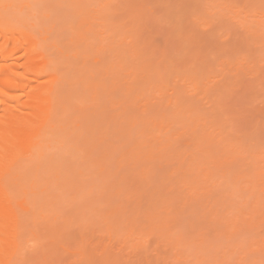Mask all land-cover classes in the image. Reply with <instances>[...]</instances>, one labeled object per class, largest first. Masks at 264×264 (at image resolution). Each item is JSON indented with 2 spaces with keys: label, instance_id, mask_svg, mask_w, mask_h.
<instances>
[{
  "label": "bare ground",
  "instance_id": "6f19581e",
  "mask_svg": "<svg viewBox=\"0 0 264 264\" xmlns=\"http://www.w3.org/2000/svg\"><path fill=\"white\" fill-rule=\"evenodd\" d=\"M126 1L128 2V0H121V1H119V0H70L71 3L70 2L69 3L71 6V9H72L73 16L75 17V21L69 27H67V28H70L69 31H71L72 34L70 35L71 39L69 37L70 40L69 39L67 40V44L71 43L70 47H69L70 49L67 48V50H66V47H65V49H61L57 43H49L52 41V40L49 41V39H48L50 37V35H49V37H47L48 35L46 36V34H45L46 31L49 34V31H48L49 29L46 30L45 29L46 27L43 25L44 26V28H43L42 24H40V23H42L41 19H39L41 16L45 20H48V18H49V16H48L49 13L47 12V10H44V9L42 10V7H45V6H43L44 3L41 4L42 2L40 0H35V1L33 0L34 3H31L32 0H30V1L29 0H0V264H20L23 260L26 259V256H28L29 254H32L31 257H34V255H35V257H34L35 260H37V259H39V257H41L42 259L40 258V260H42V262L47 261L46 258L48 257V261L46 264H64L66 262V259L65 260L63 259L64 263H62V260H61V263H59L58 260L56 261L57 258H55V257H58L57 255L59 254L60 250L63 253L64 252L67 253V255L69 253H71V255H73V257H74V260H73V258L70 260L69 259L70 256L69 257L65 256V257H68V260L71 261V262L68 261L65 264H89L90 262H91L90 264H93L91 261L92 252L88 251V249L86 247L87 243H85V242L83 243V241H81V239H79L80 241L79 240L78 241L80 243L74 242L73 246L68 247L59 241L60 239H59V234L56 231L57 229L55 228L56 229L55 230L51 224L52 221H54V219H55V218H53V220H52V216H51L52 212L54 213V211H55V208H53L54 205L51 202L52 199H50L51 198V187H53L55 182L62 180L61 178L63 176L60 178V173L56 174V172L53 173V171H57V172L59 171L58 167L61 166V164H58V162L60 163L61 155L63 154L65 157V154H67V152L63 153L64 150H66V148H67L68 152L74 151V156H75V155H78L79 153L81 154V152L83 151L82 148H84V146L87 144V143H85L83 146L81 143V146H83V147L80 148L81 147L79 145L80 141H78L79 138L78 139L75 138L76 137L75 134H74L75 139H73L71 137V136H73V132L71 133V131L75 127V126H72V125H74L73 122L74 123L77 122V121L76 122L73 121V119L77 116L76 114H78V115L80 113L85 114L83 112L84 110H81L82 107L80 105L83 106V105H86V103H87V106H88V104L91 102L93 105L94 104L93 101H95L96 98L98 99L99 95H101L102 93H104V94L109 93V91L112 87H115L117 89H118V87L120 89L122 87L121 93H123V94L121 95V97L124 96L123 98H125V99H128V97H130V99H128V101L131 99L133 101V99L135 97L134 101H136L135 103H137V102H139L140 99L142 100V98H143V101H144L146 98L147 99L145 102L146 105L150 104L149 103L150 100L148 99L149 97L147 98V96H145V93L148 96H149V94H151V96H155L153 94V92L156 93L158 91L157 94H159V95H157V94L156 95L161 96L160 94H162V96H161V99L158 98V100H160V102L158 101L157 103H159V104L163 103V105L166 103V105H164V106L166 107V109H168L167 111L164 109L166 112H163L164 110L162 109L163 111L161 112V114H156L154 116H153V113H154L153 112L151 115L147 114L146 117H144V116L136 117V115H137L136 113H135L136 115H132V116H134V118L128 117L127 120L133 118V120H129L131 122V123H129L130 124L129 129H130L131 125H132L131 127H134V128L137 125H139V126H137V127H140L139 135L137 136L138 138L136 137L135 139L136 140L140 139V140H138V143L136 145H134L133 148L126 149L125 153L123 154L124 160H125V158L130 156V159L131 158L133 160L137 159V161H138V159L140 160V158L147 159L149 156V158H148V162H149L150 159L155 160L153 158L157 154H159V159H160V154H162V153L163 154L161 157H166L165 155H167V157H170V159L168 158L167 160H171L172 155L169 156V154H170L169 151L171 150L170 146L172 145V142L175 141V138L178 141L180 136L184 137V139H186L185 137L188 136L187 137L188 140L186 139V143L184 144L186 147H184V145H183V147L186 149L185 150L186 153H185V151L180 152L179 148L177 146L178 151L180 153H177L178 155L173 153V156H176V158H178V160L180 158V161H179L180 163L177 165V169L180 167H183L182 163H183V165H184V163L185 164L191 163L190 165L188 164L189 165V167H187L188 169L184 165L185 167H183V168H185V169L182 170L183 181L180 179L181 182L184 183V186L188 187L187 188L189 190L188 195H190L191 200L194 199L196 201L197 200L196 198L199 199L202 196L201 194H203V196H204L206 193H208L210 191V188L213 187V185L215 186V184H217V182H218L217 185L221 184L222 180H223L224 185L223 184H221V185L224 186L223 187L224 193H222L223 196L220 195L221 193H218V196L220 195V197L214 198L215 200L213 199L212 204H210L211 202L207 203V204L212 205V206L208 205V207H210L211 209H214L215 206L217 208V206H218L217 214H216V212H215V214H213L214 215L213 219L214 220L216 219V220L214 221L212 219V221H210V223L212 222L211 225L215 228V231H212L211 229H213V228H211V229H208L211 232L208 231V233H206V230L204 231V229L208 228V227L207 226L205 227L204 224H206V223H203V222L201 223V221H199L200 218H198V222L201 223V227L203 224V227H202L203 229H199V227L194 224L196 229L198 228L200 231H204L205 235L208 234L207 236H205L204 233H203V235L198 234L199 231L198 230L196 231L195 228H193L195 230L194 232H193V229L191 231L190 230L191 227L188 224H187L188 227H190L189 234L186 233V235H183L182 234L183 232L174 233L173 229H172L173 228L172 219L169 218L171 216H165L167 214L166 213L167 207L171 205L170 203L167 202V204L164 206V202L166 203L167 200L164 202L162 201V205L160 203V206L158 205L157 208L154 207L155 205L153 206V202H152V206H151L152 212H149L148 216H146L147 214L145 215L144 213H143L144 216L141 215L142 217H146V219H145L146 222L144 221V223H142L143 225H140L139 223L136 225H131L133 227L132 228L129 227L128 229H127L128 225L125 226V223L123 226L120 227L121 222L126 221V217L123 220L121 219V217L125 216V214L123 215L122 210H123V212H125L126 208L122 209V207H121L120 208L121 214H119L120 212H118V214H117V207L115 210L113 208V205L111 204V210L113 209L116 213L114 211L112 212V214L109 213L110 219H111V215H113L114 218H116L119 215L118 217H120V219L118 220L117 219L118 217H117L115 220V224H112V223H114L113 222L114 220H113L111 225H109V226H106L103 224L102 229L103 228L104 229L102 231L100 228L99 234L101 233V231L103 233H105L104 235H106V236H108V235L110 236L111 234L114 233V240L115 241L112 240V242H111L112 246L114 244L113 242H116V245H117L119 241H120L119 242L120 244H118V246L121 245V243H123V242L124 243L122 244V246H124V244L126 242L128 243V241L130 240L132 242V245L129 244V245H131L130 252L133 251L134 247H135V249L138 248V247H136L137 245H139V247L143 246L142 243H143V241L145 242V237L147 238V236H154V238H155V236H156V238H159L160 241L170 245L171 248L172 247H173V249L176 248L175 258H173V254H175V253H173V252L171 253L172 258H173V260H172L173 263L169 262V260L171 261V259H172V258H170L171 257L170 254H169V258L162 257V256H166V253L161 254L162 256H158L159 253L157 254L156 260L161 261L160 259H162L164 264H169V263L170 264H174V263L180 264V262L183 263L184 258L185 259L188 258L185 255V252L186 253L189 252L190 256H192V257H193V255H195L193 257V258H196L195 262L197 260V262L198 261L205 262L204 264H206V263L207 264H212V263L213 264L214 263L215 264H233V263L236 264L235 259H236V261H238L239 253H240V255H242V257H243V254H244V256L248 255L250 258L249 259L247 256L248 259L246 258V260L248 262H249V260H252L253 262H255L254 257H258V255H259V259L256 258L255 264L257 263V261H258V263H260L261 259H263L262 263L264 264V233H263V231H264V138L263 137L260 138L257 136H255V137L253 136L254 137L253 138L252 137L253 134L250 137L247 136L248 134H246V135L243 134L242 136H241V134L235 135V133L232 131V129H229V128H231L232 124H229V126L227 125L228 119H229L228 117H227L226 122L222 123V121H224V120L221 121L220 119L217 122L216 118L209 116V114H207L204 110H201L202 107H200V108H199V106L197 107L196 106L197 103L195 105V103L192 101V98L187 96V94H185L184 92H181V90L180 91H179V89L177 90V88H175V85L177 84L178 81H181V80L188 81L189 84H191L190 86H192L193 89H195V90H199L201 83L204 82V84H205V82H206L205 86H207L209 84L208 86L211 88L206 87L207 90H205L202 95H204L207 98H210V97H208V95L210 93H212V96L214 97V99L216 101H214V99L211 100L214 103L213 106L211 103V107L215 111L217 109L219 110V108H220V110H222V106H223V103L225 101L222 102V104L217 102V101H219V98L223 97L224 94L222 95L221 93H223L226 89H228L226 87H229V85H228L229 83L224 84V81H223L222 85H228V86H226L225 90L222 92L221 87H218V85L215 83L217 75L216 76L212 75V77H211V75H209V73L211 71H208L206 69L208 71V73L205 71L206 74H204L205 72L200 73V72H198V69H195L196 72H194V73L191 72V70H192L191 68L194 67L193 62H191L192 64L190 65V69H189V66H188V68L185 67L186 72L189 69L187 72L189 74H186V73L184 74L183 68L180 69L179 67L175 68L173 71V64H172L173 62L171 63V61L170 62L168 61L165 63L166 58H163L165 61L162 60V62L164 61V65H163L164 67L166 64L165 69L169 68L168 72L165 69H162L163 72L156 69L155 66H153V64H152L151 54L149 55V56H151V58H147L146 54H145V56L142 54L143 47H141V45L139 43V38L137 39V36H138L137 34L140 33L142 27L144 26L143 25V19H142V21L140 19V18H142V14H141V16H139L141 11L139 12L136 10L137 12H139L138 14H137V12H133L130 15V16H132V18L128 22L129 25H126L120 21H117V18H116L117 15L116 14L118 13L117 11L119 10V5L121 6L122 2L124 4ZM37 2H39V3L41 2L40 3L42 5L41 12L39 11L40 10L39 7H37L38 6ZM118 2H120L121 4L119 3V5H118L117 4ZM129 2H131V1L129 0ZM114 3H116L115 4L116 7L114 6ZM33 4L36 5V10H34L35 8L32 7ZM90 4L91 5L95 4V5L90 6ZM92 7H93V9H92ZM139 7L140 6H138V8ZM138 8H136V9H138ZM142 8L144 9V7H142ZM37 9H38V12L41 14V16L39 15L38 12H35V11H37ZM42 11H44V13ZM254 12H256V11H253V12L251 11V12H249V14L250 13L253 14ZM260 12L264 13V8ZM134 13H136V16L138 15L137 19H136V17L134 18V16H135ZM36 14H38V16H36ZM42 14H46V15H42ZM254 15H255V13H254ZM255 16H257V15H255ZM263 17H264V15H263ZM251 18H252L251 20L253 21V19L255 17H251ZM139 19H140V22H139ZM255 19H258V18L256 17ZM33 20H38V22H35ZM141 22H142V26H141ZM164 22H165V20H164ZM37 23H39L40 26L37 25ZM137 23H139L140 25H138ZM68 25H69V23H67V26ZM262 25L263 26H261V28H258L256 35L257 34L261 35L260 32H261V30H263V36H264V23H262ZM256 26L259 27L258 25H256ZM65 27H63V28H65ZM247 29H249V28L247 27ZM247 29H245V30H247ZM66 31H68V30H66ZM249 31H251V29L248 30V33H250ZM254 31H255V29H254ZM258 31H259V33H258ZM50 34H51V32H50ZM259 35L257 37H259ZM263 36L261 35L260 37L264 38ZM259 40H258V42H259ZM263 40H262V42H259L260 45H262V44L264 45ZM52 42H54V41H52ZM128 42H130V45ZM84 44H85V46H84ZM66 45L64 44V46H66ZM71 45H72V47H71ZM263 45L261 46V48L264 47ZM82 46H83V49L85 48L84 50L82 49ZM107 48H109V49H107ZM188 48L190 49V46ZM54 49L57 51L55 54H54ZM106 49L110 50V51L113 50L111 52H113L115 54V59L111 60L110 62H108V60H107L108 63L105 62V63H107V65L106 64L104 66L100 65L101 67L98 69L96 66H93L91 62L97 63L98 60L96 61L95 57L97 58L101 52L104 53L103 51ZM221 51H223V50H221ZM262 53H264V49L262 50ZM56 54H57V56H56ZM114 54H113V57H114ZM246 54L248 55V53H245V55ZM250 55L251 54H249V57H250ZM54 56H56L58 58H54ZM70 56L72 58V61H71V58H69ZM242 57L244 58L243 54H242ZM242 57H239L238 59H236V57H235V60L234 59L233 60L227 59L226 61L224 60L225 59L224 58V59H222V63H224L226 66H228V68L235 69L236 71L238 70V68H241L240 66L243 67V64L246 63L245 61H247V59H248L247 65L250 62V64L252 65V68H253L254 64H252L251 62H254V59H255V63H258V62H256V58L254 56H253V58L250 57L251 58L250 60H249V57L244 58L246 60H243ZM256 57L258 60L259 57L264 58V55L260 54V56H259V54H258ZM262 58L259 60L261 64H263L261 62V60H263ZM63 59H65V60L69 59V61H71L68 63L69 64L68 67L71 66L70 70H71V68H73V66L71 64L76 65V66L74 65L75 69H76V73H75V71H73L74 69L72 70V72L74 74L73 77H70V76H72L71 74H70V76H65L64 74L63 75L61 74L60 69H62V68H61L60 64H61V61ZM73 59H74V61H73ZM58 60H61V61H58ZM65 60H63V61H65ZM93 60H95V61H93ZM223 60H224V62H223ZM242 61H244V62L242 63ZM155 62L157 64V61H155ZM64 63H66V65H67V61L63 62V65H65ZM198 63L200 64V62H198ZM187 64H189V63H187ZM224 64H223V66H224ZM163 66H161V68ZM68 67H67V70H69ZM185 68H184V71H185ZM224 68H225V66H224ZM249 68H250V65H249ZM252 68L248 69V71H251V73H252V70H251ZM170 69H171V72H170ZM177 69L179 72L177 71ZM254 69H256V68H254ZM181 70H182L183 74L180 73ZM164 73L169 74V75H171L173 73V77H171L172 75L167 76ZM227 73H228V69H227ZM244 74H245V72H244ZM252 74H253V76H254V74L257 75V72H253ZM67 75H69V72ZM219 76H220V73H219ZM222 76H224V74ZM234 77L230 78L231 80H233V83L236 82V79ZM172 78H173V80H172ZM213 79L215 81H212ZM206 80L209 82L208 84H207ZM223 80H225V79H223ZM238 81H239V79H238ZM73 82H74V84H73ZM77 82L79 84H82L83 88L81 87V91H83L82 95L84 94V97L81 96L80 92H78V91H77V93L80 94L79 97L76 95L77 94L76 92H73V95L75 93V95L77 96L76 97L77 99L74 96L73 97L75 98L76 102L79 103V106L81 108L79 106H76L77 108L78 107L80 108V109L78 108L79 113H76L77 111L75 112L74 109H71V106H72L73 101H74V98H72V104L69 107L72 111H74L76 116L73 114L74 117H73L72 122H71L72 124H69L70 121L68 122L67 120H69L72 117H70L68 114V109H69L68 104L70 103L69 101L71 100V97H72L71 94L72 93L67 91V87L65 85H69V84L72 85L73 84L75 86V83H77ZM216 82H221V79L217 78ZM232 84L230 83L231 87L233 88L235 86V83H234V86ZM219 86H221V84ZM217 87H218V90H217V92H216L217 94H216L214 91H216ZM223 87L224 86H222V88ZM213 88H215V90ZM219 88H220L221 93L219 92ZM72 89H73V87H72ZM78 89H79V87H78ZM167 89H169L170 91L173 92V95L171 98L170 97L168 98V96H165V93H166L165 90H167ZM150 90H152L153 92L150 93ZM148 91H149V93H147ZM227 91L230 92L229 90H227ZM68 92H69V95H71L70 97H67ZM64 93H65V95H64ZM214 94L217 95V98H215L216 95L214 96ZM218 94L220 97L218 96ZM107 95L108 94H106L105 97H109ZM109 95H111V94H109ZM80 96H81V98L83 97L82 100H80ZM132 96H133V98H132ZM112 97H114V94ZM64 98H66V99H64ZM90 98H91V102L89 100L87 102L86 99H90ZM123 98L119 99L118 102L116 101L115 104L117 105V104H119V102L122 103L125 100V99L123 100ZM223 98H225V97H223ZM63 99H64V101H63ZM84 100H85V103H84ZM67 101L69 103H67ZM126 101L127 100H125L124 102H126ZM134 101H133V103H134ZM156 101H157V99H156ZM156 101H154V102L156 103ZM164 101H166V102L164 103ZM220 101H222V99ZM64 102L66 103V106H64ZM95 102L98 103L100 101L98 99V101H95ZM105 102H107V101H105ZM129 102H131V101H129ZM147 102H148V104H147ZM215 102H217V103L215 104ZM108 103H109V101H108ZM155 103H153L152 105L154 106ZM112 104H113V102H112ZM145 104H143V106H146ZM219 104H221V105H219ZM105 105H106V103H105ZM120 105H122V104H120ZM156 105H158V104H156ZM73 106L75 107L74 104H73ZM89 106L92 107L91 104ZM93 106H94L93 107L94 109L96 107L102 108L103 104H102V106L101 105L98 106L97 104L93 105ZM130 106H132V105H130ZM148 106H150V105H148ZM158 107L160 108V107H162V105L156 106V109ZM85 108H86V106H84V109ZM105 108H107V105H106V107H104V109ZM120 108H122V107H120ZM126 109H127L126 110V118H127V115H128L127 111H129V110H128V108H126ZM130 109H131V107H130ZM149 109H151V108H149ZM149 109L147 110V106L145 107V111L148 113H149ZM152 109L154 110L153 107H152ZM114 110L116 112V110H121V109L113 108L112 112ZM123 110H125V109H123ZM123 110L120 111L121 114L125 112V111L122 112ZM105 111H106V109H105ZM107 111L111 112L110 109L108 110V108H107ZM101 112H102V110H101ZM109 112H108V114H109ZM131 112H133V111H131ZM158 112H159V110H158ZM224 112H225V110H224ZM69 113L71 114V111ZM87 113L90 114L89 112H87ZM81 114H80L81 119H83ZM103 114H105V113H103ZM133 114H134V112H133ZM110 115H112V114L110 113ZM123 115L125 116V114H123ZM123 115H122V117H123ZM105 116H107V115H105ZM113 116H114V114L112 115V117ZM128 116H130V114ZM226 116H227V114H226ZM85 117H86V115H85ZM89 117H90V115H89ZM103 118H105V117L103 116ZM84 119H86V118H84ZM77 120H78V118H77ZM99 122H100V120H99ZM104 122H106V121L104 120ZM122 122H123V120L121 121L120 126H121ZM117 123L118 122H116V124ZM123 124H125V122H123ZM123 124H122V126H123ZM225 125H227V127ZM120 126L117 127V129L120 128ZM123 127L120 128V133L125 131V129H124L125 127L124 128ZM69 128L72 130H70ZM78 129H80V125L78 126ZM78 129L76 127V129L73 131H79ZM114 129L116 130V128H114ZM122 129L124 131L121 132ZM137 129H139V128H135V132ZM118 130L113 131V134L115 132H118L117 136H120V133ZM81 131H83V130H81ZM126 131H127V126H126ZM126 131H125V133H126ZM231 132H232V135H231ZM127 134H129L128 131H127ZM87 135H86V137H87ZM131 135H132V133H131ZM182 135H185V136H182ZM123 136L125 138L124 134L121 137H123ZM79 137L81 138L82 134ZM83 137H84V135H83ZM86 137L84 139H87ZM131 137L134 139L133 136H131ZM189 137L191 140H193L190 143L187 142L190 140ZM70 138L73 139V140L72 139L71 140L73 141L72 143L74 145L70 142ZM76 139H77V141H76ZM126 139H129V138L126 137ZM74 140L76 143L74 142ZM129 141H130V139H129ZM92 142L94 143L93 139H92ZM132 142H135V141L132 140ZM70 143H71V145H70ZM89 143H91V141ZM180 143L181 142H179V144ZM188 143H189V145H188ZM132 144L130 143V145H132ZM186 144L188 145V148H191L193 145L192 149L194 148V150L190 149V152H189L188 151L189 149L187 148ZM112 145H113V143L111 144V146ZM130 145H128V146H130ZM125 146H126V144H125ZM181 147H182V145H181ZM80 149H82V151ZM120 149H122L121 146H120ZM123 149H124V146H123ZM144 149H145V153H147V154H144ZM173 149H175V147H173ZM116 150H117V148H116ZM71 152H70V154H71L70 157L73 158L74 156ZM156 152H157V154H155ZM187 152L190 153L191 157H193V158H191V157L189 158V155ZM56 153H59V154L57 155ZM86 153H88V151ZM122 153H123V151H122ZM153 153H154V155H153ZM194 153H197L199 155H195ZM184 154H186V156L188 155V158ZM145 155H147V158ZM85 156H87V155L85 154ZM83 157L84 156H82V157L78 156V160L80 158H83ZM62 158H63V156H62ZM87 158H88V156L86 157V159ZM181 158L183 160L185 158V161L188 160V162L187 161L185 162L183 160L181 161ZM86 159H83V162ZM189 159H192V160L189 161ZM91 160H90V163H92ZM128 160H129V158H128ZM87 161H88V159H87ZM141 161H142V159H141ZM144 161L146 162V160H143V162ZM62 162L63 161H61V163ZM75 162H76V160H75ZM79 162H78V164H76V163L75 164L79 165ZM150 162H153V161H150ZM174 162L176 163V161H174ZM90 163H89V165L92 167V165ZM94 163H93L94 167H95V165L97 167V164H94ZM57 164H58V166H57ZM85 165H86V163H84V167H85ZM152 165H153V163H152ZM82 166H83V164L81 162L80 167H82ZM147 166H148V164H147ZM231 166H236L235 170H236V168H239V166L241 168H239V170H237V171L233 170V172L232 171L229 172L230 170L227 171V168L231 167ZM174 167L175 166H173L172 169L176 170ZM244 167H245V169H244ZM183 168H181V169H183ZM225 168H226V171H225ZM59 169H60V167H59ZM222 169H224V170L222 171ZM147 170H148V167H147ZM147 170L144 171V169H141V174L144 175L143 173H145V172L147 173L148 172ZM231 170H232V168H231ZM179 171L180 170H178V172ZM183 171H185V173ZM219 171H221V172H219ZM172 172H174V171H172ZM218 173L222 174L220 176V178H219ZM178 174L180 176L181 173L179 172ZM77 175L79 176V174H77ZM80 176H82V175H80ZM157 176L160 177V174ZM153 177H154V174H153ZM175 177H177V176H175ZM156 178H155V180H156ZM161 178H158V179H161ZM218 179L219 180L221 179V180L218 181ZM64 180L65 179H63V181ZM161 182H162V180H161ZM181 182H179L180 185H182ZM52 183H53V185H52ZM70 183H72V182H70ZM55 184L57 185V183H55ZM59 184L60 183H58V185ZM177 185H178V182H177ZM143 186L145 187L144 184H143ZM158 186H159V184H158ZM173 186H175V185L173 184ZM73 187H74V184H73ZM171 187H172V184H171ZM140 188H139V190L138 189H136V190L140 191L141 190ZM151 188H152V186H151ZM82 189H80V190H82ZM89 189H90V187H89ZM133 190H134V187H133ZM163 190H164V188H163ZM163 190H162V193H163ZM218 190L221 191L220 188H218ZM52 191H53V188H52ZM126 191L128 192V190H125V192ZM143 191L141 190V192H143ZM171 191H172V189H171ZM211 191L213 192V189ZM84 192H86V191H84ZM122 192L123 191L121 190V194H122ZM133 192H135V191H133ZM215 192H218L217 189H216V191H214V195H215ZM153 193H155V192L153 191ZM54 194L55 193H52V195H54ZM81 194H80V197L86 198L85 193H83V196ZM88 194H89V191H88ZM130 194H131V191H130ZM133 194L135 195V193H133ZM136 194H137V192H136ZM142 194L143 193H141L140 195L142 196ZM147 195H149V193H147ZM206 195H209V194H206ZM214 195L211 197L213 198ZM90 196H92V194ZM130 196L131 195H129V197ZM155 196H156V193H155ZM168 196L169 195H167V197ZM221 196H222V198H221ZM170 197L171 196H169V198ZM176 197L178 198V196H176ZM181 197L182 196H180L179 198L182 200ZM136 198H139V196H136ZM136 198L135 199L132 198L133 201L135 200L134 201L135 206H136V204H138V202L136 203ZM183 198H184V195H183ZM206 198H208V196ZM49 199H50V201H49ZM90 199H91V197H90ZM165 199H166V197H164L163 200H165ZM204 199H205V197H204ZM83 200L84 199H82L81 201H83ZM88 200H89V198H88ZM127 200H130V199H127ZM183 200H182L183 206H186V204H189L188 203L189 201H186V199H183ZM191 200H190V202H191ZM194 200H192V201H194ZM201 200H202V198H201ZM222 201L224 202V204H226L224 206V208L227 206V202H229L232 205L230 207V205L228 204L229 208L233 209L232 213H230L231 209L228 210V211H230L229 214H231L228 216L229 219L226 217L228 214L225 215V217L227 218V219H225V217L219 213V208L222 207V203H223ZM126 202L127 201H125V203ZM132 202L129 204L132 205ZM169 202H171V200ZM175 202H178L177 199H175L174 202L172 201V205H174L173 203H175ZM57 203L59 204V201ZM81 203H83V202H81ZM123 204H124V202H123ZM134 204H133V206H134ZM156 204H157V202H156ZM176 204H178V203H176ZM237 204H238V206H237ZM241 204H243V206ZM90 205H91V202H90ZM141 205H142V203H141ZM172 205H171V207H172ZM234 205H236V208ZM82 206H84V204H82ZM86 206H87V204H86ZM88 206H89V204H88ZM135 206L133 207V208H135V210H133V208L131 210V211H133L132 215L133 214L135 215L137 208H139V207L136 208ZM138 206H140V202H139ZM149 206L150 205H148V207ZM177 206H179V205H177ZM55 207L57 208L56 204H55ZM59 207H60V205L58 206V208ZM79 207L81 209V206H79ZM79 207H78V209H79ZM128 207L129 208H127V209L129 210L130 205H128ZM148 207H147V209H148ZM158 207H161V208L163 207L166 209H164V211H161L160 208H158ZM189 207L191 208V206H189ZM103 208L104 207H102L101 209L103 210ZM187 208H188V206L186 207V209ZM210 208H209V212H212ZM227 208H228V206H227ZM53 209H54V211H53ZM91 209H93V207ZM91 209H89V210L91 211ZM168 209H169V207H168ZM174 209L176 211L173 210V212L175 211L174 214L176 215L177 214V208H174ZM128 210H127V212L129 213ZM165 210H166V212H165ZM187 210H189V208ZM214 210H217V209H214ZM104 211H102V213ZM143 211L145 212V209H143ZM194 211H193L194 217H197V215L195 216ZM225 211H226V209H225ZM139 212H138V214L140 215ZM164 212H165V214H164ZM168 212H169V210H168ZM106 213H108V210L106 211ZM205 213H206L205 215H207V216H211V214H212L211 213L208 215L207 212H205ZM56 215H59V213ZM128 215L129 214H127V216ZM171 215H172V213H171ZM218 215L221 216V219H222L221 221H220V216H219V220H218V218H216ZM53 216H54V214H53ZM108 216H105L106 221H107V219L109 220ZM141 216H140V220H141ZM207 216L205 218H207ZM113 217H112V219H113ZM136 217H137V214H136ZM58 218H59V216H58ZM105 218H103L104 219L103 223H105ZM130 218H131V216L128 219H130ZM133 219H134V216H133ZM208 219H209V217H208ZM223 219H224V221H223ZM20 220L21 221L23 220L22 223H24V222L25 223L20 224V222H21ZM58 220L59 219H57V222L55 220V223H58ZM120 220H122V221L119 222ZM225 220H226V222H225ZM116 221L118 223H116ZM217 221H219L218 222L219 227H224L227 230V232L232 231L231 233H233L232 235H229L230 237H228V236L223 235L222 231L220 232V234L223 235V236H221L224 239L223 241H225V238L227 239V241H225L226 243H222L221 238L217 239L218 236L220 237V234L218 235V232H219L218 229L219 228L216 229L217 226L215 227V225L218 224ZM227 221H228V223H227ZM137 222H134V223H137ZM198 222L196 224H198ZM80 223L82 226V222H80ZM225 224H227L226 227H225ZM61 226H62V224H61ZM74 226H76V224H74ZM136 226H137V228H134ZM199 226H200V224H199ZM188 227L185 226L186 232H188L187 231ZM65 228H66V226H65ZM120 228H122V229H120ZM138 228L140 230L142 229L144 234H140L142 232H140V230ZM254 229H257L255 231H258V229H260V231H262L261 235L258 236V233L255 234ZM104 230L107 233L104 232ZM136 230H138V232H140L139 234H140V237L142 239H143V235H145L143 241L141 240V238H139L138 234L136 235V233H138ZM243 230H245V231H243ZM241 231H243L245 233H252L254 235V237L258 236V238L260 240L258 238L252 239L253 235H250L247 238L242 236V237H240L243 240L242 241L243 243H242L241 240L240 241L237 240L239 238L238 236H241V234L243 233ZM215 232H216V234H215ZM65 233H66V231H65ZM120 233H122V235ZM92 234H91V236H92ZM116 234H120V235H116ZM210 234H211V236L209 237ZM22 235H23V237L25 236L23 239H22ZM104 235H102V237H104ZM216 235H217V238H216ZM99 236L97 237L98 243H99ZM109 236H108V238L106 237L107 241L109 239ZM118 236H120V238H118ZM121 236H122V238H121ZM134 236H135V238H136V236L138 237V238H136L137 242H136V240H134L135 239ZM200 236H202L203 238H201ZM232 237H234V238L236 237L235 240H237L238 242L237 241L235 242V240ZM80 238H82V237L80 236ZM92 238H93V236H92ZM209 238H211L209 241L210 243L207 242V240H209ZM214 238H215V241H211L212 239L214 240ZM244 238H245V240H244ZM71 239H72V237H71ZM110 239H112L111 236H110ZM216 239H217V241H216ZM121 240H123V242ZM139 240H141L142 243H140ZM69 241H70V239H69ZM89 242L91 243L90 239H89ZM89 242H88V245H89ZM101 242L103 243L102 238H101ZM131 242H129V243H131ZM212 242H215V243H212ZM247 242L249 244H247ZM251 242L253 245L251 244ZM95 243H97V241H94V245H95ZM102 243H101V246H102ZM240 243H242V245ZM245 243H246V246H243V245H245ZM135 244H136V246H135ZM250 244H251V246L249 249L248 245H250ZM94 245H92V247H90V246H88V247L90 249H93ZM156 245H157V243H156ZM254 245H255V248H257V249L254 248ZM105 246H107V245H105L103 243V248H101V250L102 249H104V250H102V251L98 250L99 252H101V254L103 252V254H102L103 258L99 264H126V260L124 261L123 258L122 259L118 258L119 256L117 257L113 253L109 252V249H107ZM110 246H111V244H110ZM239 246H241V247L243 246L242 250L243 249H245V250L242 251L239 248ZM124 247H126V246H124ZM124 247H123V249H125ZM205 247H206V249H205ZM128 248H129V246H128ZM128 248L126 247L127 250H128ZM213 248H215V249H213ZM217 248H219V249L221 248V249L219 250V254L217 253V259H216V257H214V261H212L213 258L211 259V255L209 256V259H208V257L205 259L204 257L200 256L201 252L203 250L206 251V250H212L213 249L215 252H218V250L216 251ZM222 248L223 249L225 248V250H226V252L224 251L225 254H224V252L222 253L223 256H222V254H220L221 251H223ZM119 249H120V252L123 253L121 251L122 248H120V246H119ZM119 249H118V251H119ZM247 249L249 250V253L252 256V258L250 257L249 254H247L248 253V251H246ZM250 250H252V251L250 252ZM93 251H94V249H93ZM139 251H141V250H139ZM236 251L238 253H236ZM241 251L243 254L241 253ZM89 252L91 253V255ZM112 252H113V248H112ZM182 253L184 254V256L183 255L181 256ZM245 253H246V255H245ZM127 254L129 255V251H127ZM132 254H133V252H132ZM177 254H179L181 256V260H180V257H177ZM121 256L122 255L120 254V257ZM234 256H235V258H233ZM43 257H46V258H43ZM128 258H127V260H128ZM44 259H46V260H44ZM240 259H241V257H240ZM31 260H29V262ZM40 260H38V261H40ZM243 260H242V264H243ZM33 261H34V259H33ZM146 261H148V264H154V262H152L151 259H148ZM210 261H212V263H210ZM163 262H162V264H163ZM187 263H189V261H187ZM238 263H239V261H238ZM24 264H25V262H24ZM184 264H185V262H184ZM239 264H241V263H239Z\"/></svg>",
  "mask_w": 264,
  "mask_h": 264
},
{
  "label": "rangeland",
  "instance_id": "374dc122",
  "mask_svg": "<svg viewBox=\"0 0 264 264\" xmlns=\"http://www.w3.org/2000/svg\"><path fill=\"white\" fill-rule=\"evenodd\" d=\"M40 1L42 2V3L40 2L41 4L44 3L43 6H45V7H42V5L39 2H37L38 3L37 7H39V9H40L39 11L40 12H41V7H42V10L43 9L47 10V12L49 13L48 20H45V19L42 18L41 14L38 12V9L35 12H38L39 15L41 16V17L39 16L40 17L39 19H41V21H42V23H40V24H42V26L44 25L46 27L45 28L46 30L49 29L48 30L49 34H48L47 31H46L45 34H46V36L48 35L47 37H49V35H50V37L48 38L49 41H51V40L54 41V42L51 41L49 43H57L58 46H60L61 49H65V47H66V50H67V48L70 49L69 47H70L71 43L67 44V40L69 39V37H70V35L72 33H71V31H69L70 28H67V27H69L75 21V17L73 16L72 9H71V6H70V3H71L70 0H63V1L62 0H40ZM119 1H121V0H119ZM130 1L131 2H129V0H128V2L126 1L124 3L125 5L122 2L121 6L119 5L120 2L117 3L119 5V10L117 11L118 13L116 14L117 15V17H116L117 21H120L123 24L129 25L128 22L132 18V16H130V15L133 12H137V11L140 12L141 11L139 16H141V14H142V18H140V19H141V21L143 19V25L144 26L142 27V29L140 28L141 31H140L139 34H137L138 35L137 39L139 38V43H140L141 47H143L142 54L144 56L146 54L147 58H151V56H152L151 59H152L153 66H155L156 69H158V70L163 72L162 69H165V67H166V64H165V67L163 66L164 65V61H165L163 58H166L165 63L168 62V61L169 62L171 61V63L173 62L172 63L173 64V71H174L175 68L179 67L180 69L183 68L184 74L185 73L189 74L187 72L190 69V65L192 64L191 62H193V65H194V67L191 68L192 69L191 72H193V73L196 72L195 69H198V72H200V73H202V72L204 73L205 71L208 73V71H211L209 73V75H211V77H212V75H215V76L217 75V78L221 79L222 83L221 82H216L217 78H216V81L214 79L212 81H215V83L218 85V87H221L222 92L225 90V87L229 85V87H226L228 89H226L223 93L220 92V88H219V92L222 95L224 94L223 97H225V98H223V97L219 98V101H217V102H219L221 104H222V102L225 101L223 103L222 110H220V108H219V110L217 109L215 111L212 109L211 103H212V106L214 105L213 101H211L212 99H214V97L212 96V93H210L208 95V97H210L211 99L205 97L204 95H202L204 93V91L207 90L206 87L207 88L209 87L208 86L209 82L207 80L206 81H207L208 85L205 86L206 82H205V84H204V82H202L199 90L193 89V87L190 86L191 84H189V82L186 81V80L178 81L177 84L175 85V88H177V90L179 89V91L181 90V92H184L185 94H187V96L192 98V101L195 103V105L197 103V105H196L197 107L198 106H199V108L202 107L201 110H204L207 114H209V116L216 118L217 122L219 121V119L221 121L224 120V121H222V123L226 122L227 117H228L229 119H228V124L227 125L229 126V124H232L231 128H229V129H232V131L235 133V135H237V134L240 135L241 134V136H242L243 134L244 135L248 134L247 136L250 137L253 134L252 137L253 136L254 137L257 136V137H260V138H262V137L264 138V98H263L264 97V95H263L264 94V58H262L263 56L261 57L263 59V60H261V62L263 64H261L260 61H259L261 58L259 57L258 60H257V57H256L258 54H259V56H260V54L264 55V53H262V50L264 49V47L261 48V46L263 44L260 45V43H259V42H262V40L264 39V38L260 37L261 35L263 36V30H261L262 33L260 32L261 35H259V34L256 35L258 28H261V26H263L262 23H264V17H263L264 13L260 12L264 8V0H130ZM31 3H34L33 0H32ZM115 4L116 3H114V6H115ZM33 5H32V7L35 8V9L34 8L33 9L36 10V5L35 4H33ZM94 5L90 4V6H94ZM138 6H140V7L138 8ZM142 7H144V9ZM136 8H138V9H136ZM92 9H93V7H92ZM251 11L252 12L253 11L257 12L258 11L259 13L258 12L257 13L254 12L255 15H257V16H255L254 13L253 14H251V13L249 14V12H251ZM42 12L44 13V11H42ZM139 12H137V14ZM42 15H46V14H42ZM134 15H135L134 18L136 17V19H137L138 15L136 16V13H134ZM36 16H38V14H36ZM250 16L251 17H255V18L257 17L258 19L254 18L253 21H252L251 20L252 18ZM140 19H139V22H140ZM164 20H165V22H164ZM33 21L38 22V20H33ZM67 23H69L68 26H67ZM40 24L37 23V25H39V26H40ZM137 24L140 25L139 23H137ZM256 25H258L259 27H257ZM44 26H43V28H44ZM141 26H142V22H141ZM63 27H65V28H63ZM247 27L249 29H247ZM244 28L247 29V30H245ZM250 29H251V31H249L250 33H248V30H250ZM254 29H255V31H254ZM66 30H68V31H66ZM50 32H51V34H50ZM258 33H259V31H258ZM258 35H259V37L261 39L259 37H257ZM70 39H71V37H70ZM258 40H259V42H258ZM128 43L130 45V42H128ZM64 44L65 45L67 44V45L64 46ZM84 46H85V44H84ZM189 46H190V49L188 48ZM71 47H72V45H71ZM82 49H83V46H82ZM107 49H109V48H107ZM107 49L103 51L104 53L101 52L99 56L97 55L98 56L97 58L95 57V60L96 61L98 60V62L97 63L96 62H91L93 66H96L99 69L101 67L100 65H103V66L105 64L107 65L108 62H110L111 60L115 59V54L113 52H111L113 50L110 51V50H107ZM221 50H223V51H221ZM56 52L57 51L54 49V54ZM245 53H248V55L246 54L247 55L246 56ZM113 54H114V57H113ZM150 54H151V56H149ZM242 54L244 55V58H246V57L248 58L249 54H251L250 57L253 58V56H254L256 58V62H258V63H255V59H254V62H251V63L254 64L255 66L253 65V68H252V65L250 64V62L247 65V63H248V59H247V61H245L246 63L243 64V67L240 66L241 68H238L237 71L235 69L228 68V66H226L224 63H222V59H224V58H225L224 59L225 61L227 59L228 60H233V59L235 60V57H236V59H238L239 57H242ZM56 56H57V54H56ZM56 56H54V58H58ZM71 56L69 58H71ZM250 57H249V60L251 59ZM244 58L242 57L243 60H246ZM63 60H65V59H63ZM63 60L62 61L58 60V61H61V64H60L61 68H62V69H60L61 74L62 75L64 74L65 76H70V74H71L72 76H70V77H73L74 74H73L72 70L74 69L73 71H75V73H76V69H75L76 65L74 64L75 65L74 66L73 64H71L73 66V68H71V70H70L71 66L68 67L69 66L68 63L72 61V58H71V61H69V59H67L65 61H63ZM95 60H93V61H95ZM107 60H108V62H107ZM162 60H164V61L162 62ZM224 60H223V62H224ZM66 61H67V65H66V63H64V64L69 68V70H67V67L65 65H63V62H66ZM73 61H74V59H73ZM155 61H157V64H156ZM105 62H107V63H105ZM198 62H200L201 65ZM243 62L244 61H242V63ZM187 63H189V64H187ZM223 64H224L225 68H224ZM160 65L163 66L164 68L163 67L161 68ZM249 65H250V68H252L251 69L252 73L253 72H257V75L254 74V76H253L251 71H248V69H250ZM188 66H189V69L186 72V68H188ZM184 68H185V71H184ZM254 68H256V69H254ZM168 69L169 68H167L165 70L168 72ZM227 69H228V73H227ZM177 71H178V69H177ZM68 72H69V75H67ZM170 72H171V69H170ZM206 72L204 74H206ZM244 72H245V74H244ZM173 73L171 74L172 76L169 75V74H166V73H164V74H166L167 76L169 75V76L173 77ZM180 73H182V70H181ZM219 73H220V76H219ZM223 74H224V76H222ZM231 77L232 78L234 77L236 79V82L239 79V81L237 83L234 82L235 86H234L233 80L230 79ZM223 79H225V80H223ZM172 80H173V78H172ZM223 81H224V84H228V83L229 84L228 85H222ZM77 83H75V86L73 85L74 82H73L72 85H70V84L69 85H65L67 87V91L72 93L71 94L72 95L71 100L69 101L70 103L67 101V103L70 104V105L68 104V107L71 106V104H72V98H74V97L76 98L77 96L79 97L80 94H81V96L84 97V94L82 95L83 91H81L82 84H79V83L77 84ZM230 83L231 84L233 83L232 84L234 86L233 88L231 87ZM220 84H221V86H219ZM222 86H224L223 87L224 89L222 88ZM72 87H73V89H72ZM78 87H79V89H78ZM218 87L216 88V91H214L215 93L217 92ZM209 88H211V87H209ZM118 89L115 88V87H112L110 89L109 93H106V94H108L107 96H109V97H105L106 94H104V93L99 95L98 96V99L100 101V102H98L99 104L97 102H95V101H98L97 98H96L95 101H93L94 102L93 105L97 104L98 106H100V105L102 106V104H103L102 108L101 107L97 108L95 106L96 108L94 109L93 108L94 106L92 105L91 98H90V99H86L87 102H88V100L91 102V103L88 104V106H87V103H86V105H83V106L80 105L83 108L82 109L79 106V103H77L75 98H74L73 104L75 105V107L72 104L71 109H74L75 112L77 111L76 113H79L78 112V108L79 107L81 108V110H84L83 112L85 114H81L80 113L82 115L83 119H81L80 114L79 115L76 114L77 115L76 116L74 111H72L70 109V107L68 109V114H69L70 117H72L69 120H67L68 122L70 121L69 124H72L71 123L72 119H73L74 115L76 116L73 119V121H75V122L77 121L76 123L73 122L74 125H72V126H75L73 130H75L76 127L78 129V126L80 125V129H78L79 131H73L72 129L69 128L70 130H72L71 133L73 132V136H71V137L73 139H75V138L78 139L79 138L80 140L78 139V141H80V143H79L80 146H81V143H82L83 146H84L85 143H87V144L84 146V148H82L83 146L80 147V148L83 149V151H82V149H80L82 151L81 154L79 153L80 155L78 154V155L74 156V151H72V152L70 151L73 154V156H74V157L72 156L73 158L70 157L71 154H70V152H68V150L66 148V150H64L63 153L67 152V154H65V157L62 154L61 158H60L61 159L60 163L58 162V164H61V166H59L60 169L58 167L59 171L58 172L57 171H53V173L56 172V174L60 173V178L62 176L64 178L62 177L61 178L62 180H59L58 182H55V183H57V185L55 183L53 185V183H52L53 187H51V198L50 199H52L51 202L54 205L53 208H55V211L53 209L54 213L52 212L51 216H52V220H53V218H55V219H54V221H52L51 224H52L54 229L55 228L57 229V230L56 229L55 230L59 234V239H60L59 241L61 243H63L65 246L71 247V246L74 245V242L75 243L76 242L80 243L79 239H81V241H83V243L84 242L87 243L86 247H87L88 251L92 252L91 261H92L93 264H99L100 261L103 258V255H102L103 252L101 254V252L98 251V250H101V248H103V243L108 246V247L107 246H105V247L107 249H109V252L113 253L117 257L119 256L118 258H121V259L123 258L124 261L126 260V264H148V261H146L148 259H151V261L154 262V264H162V262H163L162 259H160L161 261L156 260L157 254L159 253L158 256H162L161 254H165L166 253V256H162V257H167V258H169V254H170L171 255L170 258H172V254L171 253L173 252V253H175V254H173V258H175L176 248L175 249H173V247L171 248L170 245L160 241V239L156 238V236H155V238H154V236H147V238H146L145 235H143V239L145 237V242H144L143 239L140 237V234H144L142 229L140 230L138 228L140 230V232H142V233H140V232H138V230H136L138 232V233H136V235L138 234L139 238H141V240L143 241V243H142L141 240H139L140 243L143 244V246L139 247V245L136 246V244H135V246L138 247V248L135 249V247H134L133 251H131V252H130V250H131L132 242L130 240L128 241V243L127 242L125 243L126 245L124 244V246H126L127 248L129 246L128 250L126 249V247L122 246V244L124 242H123V240H121L123 243H121V245H119V246H120V248H122L121 251L123 253L120 252V249H119V246H118V244H120L119 240H118L119 242H118L117 245H116V242H113L114 244L112 246L111 242H112V240H114V233L110 235L112 237V239H110V236L108 235L109 239L107 241L108 236L104 235L105 233L102 232L103 229H104V228L102 229V226H103V224L106 225V226L111 225L113 220H114L113 221L114 223H112V224H115V220L119 216L118 215L116 218H114L113 215H111V219H110L109 213L112 214V212L114 211L113 209L111 210V204L113 205V208L115 210H116V207H117V214H118V212H120V208L121 207H122V209L126 208V211L124 210L125 212H123V210H122V213H123V215L125 214V216L121 217L122 220L126 217V221L120 220L119 222L122 221L120 227L123 226L124 223H125V226L128 225V227H127V229H128L129 227L130 228L133 227L131 225H136L138 223L140 225H143L142 223H144V221L146 222V220H145L146 217H142V216H144L143 213L145 215L147 214L146 216H148V213L152 212V207H151L152 206V202H153V206L155 205L154 207L157 208L158 205L160 206V203L162 205V201L164 202V201L167 200L166 203L164 202V206H165L167 204V202L172 205V201L174 202L175 199H177L178 202L173 203L174 205H172V207H171V205L168 206L169 209H168V207H167V209L163 208V207H162L163 209L161 207H158V208H160L161 211H164V209L167 210V212H166V210H165V212L167 214L168 213L169 214L168 215L166 214L165 216H171L169 218L172 219L173 232L174 233L183 232L182 234L186 235V233L189 234L190 227H191V229H190L191 231H192L193 228H195L194 224L197 225L199 227V229H203L202 228L203 224H202V227H201V223L203 222V223H206V224H204L205 227L206 226L208 227V228L204 227L205 228L204 231L206 230V233H208V231H210L208 229H211V228L214 229V230L211 229L212 231H215V228L211 225L212 222L210 223V221H212V219L214 218L213 214H215V212L217 214V211H218V206H217V208L215 206L214 209H217V210H214V209H211L210 207H208V205L212 206L210 204H212L213 199L220 197V195H222V193H224L223 192L224 183H223V180H222V183L221 182L220 183L223 184V185H221V184L217 185L218 184V182H217V184H215V186L213 185V187H211L213 189V192L211 191L212 189L210 188V191L208 193H206V194H209V195L205 194L203 196V194H201L202 196L199 199L196 198L197 199L196 201L194 199H192L194 201L191 200L190 195H188V191H189L187 189L188 187L187 186L185 187L184 183L181 182V180L183 181L182 170L185 169L183 167L186 166V168H187V167H189V165L191 163L190 164L188 163L189 165L184 163L185 166L182 163L183 167H180V168L177 169V165L180 163L179 162L180 158L178 160V158H176V156H173V153L177 154V153H180L181 151H185L186 150L184 148V147H186L184 144L186 143V139L188 140V138H187L188 136H186L185 137L186 139H184V137H181L178 134L181 138L179 137L178 141L175 138V141L172 142V145L170 146L171 150H172V151L171 150L170 151L172 153L169 151V153H170L169 156L172 155L171 156V160H167L168 158L170 159V157H167V155H165V154L164 155L167 158L166 157H161L163 153L160 154V159H159V154H157L158 151L155 153V154H157L156 155L157 157L154 156V158H153L155 160H151L150 159V161H153V162H150V161L148 162L149 156L147 158V155H145L147 159L140 158V160L138 159L139 162L137 161V159L136 160H133L132 158L130 159V156L125 158V160H124L123 154L125 153L126 149L133 148L134 145H136L138 143V140H140V139H138V140L135 139L139 135L140 127H137L139 125H137L135 127V128H139V129L136 130V132H135V128L131 127L132 125L130 126V129L132 131L129 129V125H130L129 123H131L129 120H133V118H134V116H132V115H136L137 114L136 117H138V116L139 117H142V116L146 117L147 114L151 115L154 112L155 113V114L153 113V116H154L156 114H161V112L164 109L166 111L168 109H166V107L164 106V105H166V103H165L166 101H164V103H165L164 105H163V103H160V104L157 103L158 101L160 102V100H158V98L161 99V96H162V94H160L161 96H157V95H159V94H157L158 91L156 93H154L152 90H150V93L153 92V94L155 96H151V94H149V96H148L145 93V96H147V98L149 97L148 99L150 100V102H149L150 104H148V102H147V104L150 105V106H148V105L145 104V102L147 100L146 98H145L144 101H143V98H142V100L140 99L139 102L135 103L136 101H134V99H135V97H134V99H133L134 103H133L132 99L129 100V101H131V102H129L128 99H130V97H128V99L123 98L124 96L121 97V95L123 94V93H121L122 87H121V89L118 87ZM213 89L215 90V88H213ZM168 90L169 89L165 90L166 91L165 96H168V98L169 97L171 98L172 95H173V92L170 91V90H169L170 91L169 92ZM227 90H229L230 92H228ZM77 91L80 92V94L77 93ZM69 92H68V96L66 95L67 97L71 96V95H69ZM73 92H76L77 96L75 95V93L73 95ZM65 93H64V95H65ZM147 93H149V91ZM109 94H111V95H109ZM113 94H114V97H112ZM216 94H214V96ZM81 96H80V100H82V98H83V97L81 98ZM218 96H219V94H218ZM120 97L123 98V100L125 99L127 101L124 102L125 101L124 100L123 101L124 103L121 101L122 103L119 102V104L116 105L115 103H116V101L118 102L119 99H121ZM132 98H133V96H132ZM215 98H217V95L215 96ZM64 99H66V98H64ZM64 99H63V101H64ZM156 99H157V101H156ZM221 99H222V101H220ZM105 101H107V102H105ZM108 101H109V103H108ZM154 101H156V103ZM214 101H216V100L214 99ZM112 102H113L114 105L112 104ZM152 102L155 103L154 106L152 105L153 104ZM217 102H215V104ZM84 103H85V100H84ZM105 103L107 105L108 110L110 109L111 112L107 111V108H105L106 109V111H105V109H104V107H106ZM90 104H91L92 107L89 106ZM120 104H122L123 106L120 105ZM143 104H145L147 106V110L149 108L152 109V107L154 108V110L153 109L152 110L149 109V113L146 112L145 111V107L146 106H143ZM156 104H158L159 106L162 105V107H160V108L158 107L156 109V106H158ZM221 104H219V105H221ZM130 105H132V106H130ZM64 106H66L65 102H64ZM76 106H79V107L77 108ZM84 106H86L85 109H84ZM120 107H122V108L124 107L123 109H125V110H123ZM130 107H131V109H130ZM113 108H116V109L119 108V109L123 110L122 112H124V111L125 112L122 113V114L120 113L121 110H116V112L114 110L112 112ZM126 108H128V110H129V111H127L128 115L130 114V116L127 115V118H126V110H127ZM100 109L102 110V112H101ZM223 109L225 110V112H224ZM158 110H159V112H158ZM165 110L163 112H166ZM70 111H71V114L69 113ZM131 111H133L134 114ZM87 112H89L90 114H88ZM108 112H109V114H108ZM103 113H105V114H103ZM110 113L112 115L114 114V116L112 117V115H110ZM123 114H125V116ZM226 114H227V116H226ZM85 115H86V117H85ZM89 115H90V117H89ZM102 115L105 118H103ZM105 115H107V116H105ZM122 115H123V117H122ZM128 117L129 118L133 117V118L127 120ZM77 118H78V120H77ZM84 118H86V119H84ZM119 119L121 121L123 120V122H125V124H123V122H122V124H123V126L125 128L122 126V124L120 126L121 121ZM99 120H100V122H99ZM104 120L106 122H104ZM116 122H118V123L116 124ZM118 125L120 126V128L123 127L125 129V131H126V126H127V131H128V133L130 135L127 134V131L125 133V131L123 129L121 130V132L122 131H124V132L120 133V128H118L119 130L117 129V127H119ZM227 125H225V126L227 127ZM114 128H116V130ZM81 130H83V131H81ZM117 130L119 131L120 136H117L118 132H115L113 134V131H117ZM79 132L82 134V137H81L82 139L79 137V136H81V134ZM131 133H132V135H131ZM74 134L76 136L75 138H74ZM121 134L122 135L124 134L125 138H124V136L121 137L122 136ZM83 135H84V137H83ZM86 135H87V137H86ZM231 135H232V132H231ZM131 136H133L134 139ZM182 136H185V135H182ZM85 137L87 139H84ZM126 137L129 138L130 141H129V139H126ZM72 138H70V142L71 143L73 142ZM77 139H76V141H77ZM92 139H93L94 143L92 142ZM131 139L134 140L135 142H132ZM189 139H190V137H189ZM88 141L89 142L91 141V143H89ZM191 141H193V140L190 139L187 142L190 143ZM74 142H75V140H74ZM179 142H181L180 144L182 145V147L179 144ZM71 143H70V145H71ZM112 143H113V145L111 146ZM130 143L131 144L133 143V144L130 145ZM189 143H188V145H189ZM125 144H126V146H125ZM128 145H130V146H128ZM183 145H184V147H183ZM188 145H187V148H188ZM120 146H121L122 149H120ZM123 146H124V149H123ZM177 146H178L180 152L178 151ZM173 147H175V149H173ZM192 147H193V145H192ZM192 147L188 148L189 152H190V149L194 150V148L192 149ZM116 148H117V150H116ZM174 150L175 151L177 150V151L175 152ZM87 151H88V153H86ZM122 151H123V153H122ZM185 153H186V151H185ZM56 154L58 155L59 153H56ZM85 154L88 156V158H87L88 161L86 159L87 156H85ZM144 154H147V153H145V149H144ZM194 154L195 155H199L197 153H194ZM81 155L84 156V157L80 158L78 160V156L82 157ZM153 155H154V153H153ZM184 155L186 156V154H184ZM188 155H189V158H190L191 154L188 153ZM188 155L186 156L187 158H188ZM62 156H63V158H62ZM128 158H129V160H128ZM191 158H193V157H191ZM74 159L76 160V162H75ZM83 159H86V160H84V162H83ZM141 159H142V161H141ZM90 160H91L92 163H90ZM143 160H146V162L145 161L143 162ZM182 160L183 159L181 158V161ZM191 160L192 159H189V161H191ZM61 161H63V162L61 163ZM174 161H176L177 164ZM183 161H185V158H184ZM186 161L188 162V160H186ZM78 162H79L80 166H81V162H82L83 166L80 167L79 165H76V164H78ZM84 163H86L85 167H84ZM89 163L92 165V167L89 165ZM93 163L97 164V167H96V165L94 167ZM152 163H153V165H152ZM58 164H57V166H58ZM147 164H148V166H147ZM173 166H175L174 168L176 170L172 169ZM147 167H148V170H147ZM235 167L236 166L228 167L227 171L230 170L229 172H231V171L233 172V170L237 171V170H239V168H241L239 166V168H236V170H235ZM181 168H183V169H181ZM231 168H232V170H231ZM141 169H144V171H146V170L148 171L147 173L146 172L143 173L145 176L141 174ZM244 169H245V167H244ZM178 170H180L179 171L181 173L180 176L178 174L179 173ZM223 170L224 169H222V171ZM172 171H174V172H172ZM225 171H226V168H225ZM183 172L185 173V171H183ZM219 172H221V171H219ZM77 174H79V176L80 175H82V176L79 177ZM153 174H154V177H153ZM159 174H160V177L157 176ZM221 175L222 174L220 173L219 174V178H220ZM175 176H177V177H175ZM155 178H156V180H155ZM158 178H161V179H158ZM63 179H65V180L63 181ZM161 180H162V182H161ZM220 180L218 179V181H220ZM70 182H72V183H70ZM177 182H178V185H177ZM179 182H181L182 185H180ZM58 183H60V184L58 185ZM73 184H74V187H73ZM143 184L145 185V187L143 186ZM158 184H159V186H158ZM171 184H172V187H171ZM173 184L175 186H173ZM151 186H152V188H151ZM89 187H90V189H89ZM133 187H134V190H133ZM52 188H53V191L55 190L54 192L52 191ZM139 188L142 191L143 190L144 191L143 192H141V190L138 191ZM163 188H164V190H163ZM215 188L217 189L218 192H215V195H214V191H216ZM218 188H220L221 191H219ZM80 189H82V190H80ZM120 189L123 191L122 192L123 195L121 194V190ZM136 189H138V190H136ZM171 189H172V191H171ZM125 190H128V192L127 191L125 192ZM162 190H163V193H162ZM84 191H86V192H84ZM88 191H89V194H88ZM130 191H131V194H130ZM133 191H135V192H133ZM153 191L156 193V196H155V193H153ZM136 192H137V194H136ZM52 193H55V194L52 195ZM83 193L86 194V198L80 197V194L83 196ZM133 193H135V195ZM141 193H143L142 196L140 195ZM147 193H149V195H147ZM218 193H221V194L218 196ZM91 194H92V196H90ZM129 195H131V196L133 195L134 197L133 196L129 197ZM167 195H169L171 197L169 198V196L167 197ZM183 195H184V198H183ZM213 195H214V197L212 198L211 196H213ZM136 196H139V198H136ZM176 196H178V198ZM180 196H182L181 197L182 200L186 199V201H189L188 203L190 205L186 204V206H183V201L184 200L182 201L179 198ZM207 196H208V198H206ZM222 196H221V198H222ZM87 197L89 198V200H88ZM90 197H91V199H90ZM164 197H166L165 200H163ZM204 197H205V199H204ZM126 198L130 199L131 201L127 200ZM132 198L133 199L136 198V203L138 202V204H136V206L134 204L135 200L133 201ZM201 198H202V200H201ZM50 199H49V201H50ZM82 199H84V200L81 201ZM170 200H171V202H169ZM190 200H191V202H190ZM58 201H59V204L57 203ZM80 201L83 202V203H81ZM122 201L124 202V204H123ZM125 201H127V202L125 203ZM90 202H91V205H90ZM131 202H132V205L129 204ZM139 202H140V206H138ZM156 202H157V204H156ZM208 202H211V203L207 204ZM54 203L56 204L57 208L55 207ZM141 203H142V205H141ZM176 203H178V204H176ZM82 204H84L85 207L82 206ZM86 204H87V206L89 204V206L87 207ZM133 204H134V206L136 208L139 207V208H137L138 211L136 210L135 215L134 214L132 215L133 211H131L132 208L134 207ZM228 204L230 205V207L232 206L229 202H227L228 208H227V206L224 208V206L226 204H224V202H223L222 203V207L219 208V213L222 214L224 217H225V215L228 214L226 216L227 218H228L229 215H231V214H229L230 211H228L229 209H231V208H229ZM59 205H60V207L58 208ZM128 205H130V209L129 210L127 209V208H129ZM148 205H150V206L148 207ZM177 205H179L180 207L177 206ZM241 205L243 206V204H241ZM79 206H81V209H80ZM187 206H188L189 210H187L188 208L186 209ZM189 206H191V208ZM234 206L236 208V205H234ZM237 206H238V204H237ZM78 207H79V209H78ZM92 207H93V209H91ZM102 207H104L103 210L101 209ZM147 207H148V209H147ZM174 208H177V214L176 215L174 214L175 211H176ZM209 208L211 209L212 212H209ZM89 209H91V211ZM100 209L102 211L105 210L104 211L105 213L104 212L102 213V211ZM143 209H145L146 213L143 211ZM225 209H226V211H225ZM107 210H108V213H106ZM127 210L129 211V213L127 212ZM133 210H135V208H133ZM168 210H169V212H168ZM173 210H175V211L173 212ZM232 210L233 209H231L230 213H232ZM193 211L195 213V216L197 215V217H194ZM138 212L140 213V215L138 214ZM165 212H164V214H165ZM170 212L172 213L173 216L174 215L175 216L173 217ZM205 212H207L208 215L211 214V213L212 214H211V216H207V215H205L206 214ZM58 213H59V215H56ZM53 214H54V216H53ZM119 214H121V212ZM127 214H129V215L127 216ZM136 214H137V217H136ZM104 215L108 216L110 221L107 219V221H108L107 222ZM58 216H59V218H58ZM130 216H131V218L128 219ZM133 216H134V219H133ZM140 216H141V220L144 218L142 221L140 220ZM206 216H207V218H205ZM219 216L220 215H218L216 217V218H218V220H219ZM102 217L105 218V223H103L104 219ZM112 217H113V219H112ZM208 217H209V219H208ZM226 217H225V219H227ZM198 218L201 219V220L199 219V221H201V223L198 222ZM57 219H59L58 223H55V220L57 222ZM117 219L119 220L120 217H118ZM221 220L222 219H221V216H220V221ZM22 221L20 222V224L22 223ZM117 221H116V223H118ZM223 221H224V219H223ZM80 222H82V226H81ZM134 222H137V223H134ZM197 222H198V224H196ZM218 222L219 221H217V223ZM225 222H226V220H225ZM24 223H22V224H24ZM227 223H228V221H227ZM61 224H62V226H61ZM74 224H76V226H74ZM187 224L190 225V227H188ZM199 224H200V226H199ZM218 225H219V223L217 225H215V227L217 226L216 229L219 228L218 229L219 230L218 235L220 234L221 231L223 232L222 233L223 235L228 236V237H230L229 235L233 234V233H231L232 231L227 232V230L224 227H219ZM65 226H66V228H65ZM137 226L134 227V228H137ZM185 226L188 227V230H187L188 232L185 231ZM226 226H227V224H225V227ZM100 228H101L102 231L99 234V232H100L99 229ZM120 229H122V228H120ZM199 229L198 228L196 229V231L197 230L199 231L198 234H202L203 235V233H204V235H205V232L204 231H200ZM105 230H104V232H106ZM255 230H257V229H254V233L255 234L258 233V236L261 235L262 231H260V229H258V231L260 233L258 231H255ZM65 231H66V233H65ZM194 231L195 230L193 229V232ZM243 231H245V230H243ZM243 231H241V232H243ZM263 233H264V231H263ZM91 234H92L93 238H92ZM120 234L122 235V233H120ZM120 234H116V235H120ZM215 234H216V232H215ZM102 235H104V237H102ZM207 235L208 234H206L205 236H207ZM223 235L220 234V237L218 236V238H217V235H216V238L217 239L221 238V242L222 243H226L225 241H227V239L225 238V241H223L224 239L221 237ZM250 235H253V234L252 233L243 232L241 234V236H238V237L240 238V237L243 236V237L247 238ZM80 236L82 238H80ZM98 236H99V243H98V240H97ZM210 236H211V234L209 235V237ZM258 236L254 237V235H253L252 239L253 238L254 239L258 238ZM24 237L22 235V239ZM71 237H72V239H71ZM200 237L203 238L202 236H200ZM101 238H102L103 243L101 242ZM118 238H120V236H118ZM121 238H122V236H121ZM134 238H135V236H134ZM136 238H138V237L136 236ZM136 238L134 240H136V242H137ZM211 238H209V240H207V242H209ZM232 238L234 240L236 239V237L235 238L232 237ZM239 238L237 240H239V241L241 240V242H242L243 241L242 238H240V239ZM245 238H244V240H245ZM69 239H70V241H69ZM89 239H90L91 243L89 242ZM217 239H216V241H217ZM237 240H235V242ZM94 241H97V243H95V245H94ZM211 241H215V238H214V240L212 239ZM88 242H89V245H88ZM129 242H131V243H129ZM101 243H102V246H101ZM156 243H157V245H156ZM212 243H215V242H212ZM242 243H240V244L242 245ZM110 244H111V246H110ZM129 244H131V245H129ZM247 244H249V243L247 242ZM251 244H252V242H251ZM251 244L248 245L249 249H250ZM92 245H94L93 246L94 251H93V249H90L88 247V246L92 247ZM243 246H246V243ZM243 246L242 247L239 246V248L242 250ZM123 247L125 249H123ZM112 248H113V252H112ZM254 248H255V245H254ZM118 249H119V251H118ZM205 249H206V247H205ZM213 249H215V248H213ZM213 249L212 250H206V251L203 250L201 252L200 256L204 257L205 259L208 257V259H209V256L211 255V259L213 258L212 261H214V257H216V259H217V253L219 254V250L221 248L220 249L219 248L216 249V251L218 250V252H215ZM255 249H257V248H255ZM102 250H104V249H102ZM139 250H141V251H139ZM222 250L223 251H221L220 254H222L224 251L226 252L225 248L224 249L222 248ZM244 250L245 249H243L242 251H244ZM127 251H129V255L127 254ZM242 251H241V253H242ZM246 251H248L247 254L250 255L249 250L247 249ZM251 251L252 250H250V252ZM132 252H133V254H132ZM225 252H224V254H225ZM183 253L181 254V256L182 255L184 256ZM236 253H238V252L236 251ZM120 254L122 255L121 257H120ZM188 254H189V252H187V253L185 252V255L188 258L187 259L184 258L183 263L180 262V264H184V262H185V264H204L205 263V262H200V261L197 262V260L195 262L196 258H193L195 255H193V257H192V256H190V254L189 255ZM90 255H91V253H90ZM178 255L179 254H177V257H180V260H181V256L180 255L178 256ZM239 255H240V253H239ZM239 255H238V257H239V259L241 257V259L240 260L238 258L237 259H238L239 263H241V264H242V260L243 259H244L243 260V264H255L256 258L259 259V255H258V257H254V261L255 262H253L252 260H249V262H248L246 260L248 255L244 256V254H243V257H242V255H240V256ZM245 255H246V253H245ZM31 256H32V254H29L28 256H26V259L23 260L25 262V264L26 263L27 264H35V263L36 264H40L42 262V260H40L41 257H39V259L35 260V258H34L35 255H34V257H31ZM57 256L58 257H55V258H57L56 261L58 260L59 263H61V260H62V263H64L63 259L64 260L66 259L65 263L70 261L72 258L74 260V257H73V255H71V253H69L67 255V253H65V252L63 253L61 250L59 251V254ZM65 256H68V257L70 256L71 257V258L69 257L70 260H68V257H65ZM222 256H223V254H222ZM126 257L127 258L129 257L128 260H127ZM250 257L252 258L251 255H250ZM43 258H46V257H43ZM173 258L171 259V261L173 260ZM233 258H235V256ZM248 258H249V256H248ZM33 259H34V261H33ZM46 259L48 261V257ZM46 259H44V260H46ZM29 260H31V261L29 262ZM38 260H40V261H38ZM186 260L189 261V263H187ZM262 260L263 259H261L260 263H258V261H257V263L258 264H263ZM23 261L21 262L22 264H24ZM47 261H43L44 263L43 262L42 263L46 264ZM171 261L169 260L170 263H173V261L172 262ZM212 261H210V263H212ZM238 261H236V259H235L236 264H239ZM163 264H164V262H163ZM174 264H176V263H174Z\"/></svg>",
  "mask_w": 264,
  "mask_h": 264
}]
</instances>
